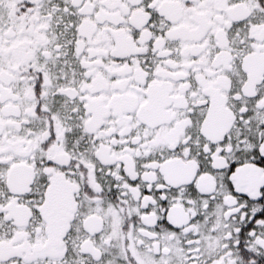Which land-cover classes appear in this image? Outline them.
I'll return each mask as SVG.
<instances>
[{
	"label": "snow or ice",
	"instance_id": "6c2138e0",
	"mask_svg": "<svg viewBox=\"0 0 264 264\" xmlns=\"http://www.w3.org/2000/svg\"><path fill=\"white\" fill-rule=\"evenodd\" d=\"M0 264H264V0H0Z\"/></svg>",
	"mask_w": 264,
	"mask_h": 264
}]
</instances>
